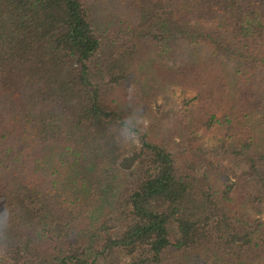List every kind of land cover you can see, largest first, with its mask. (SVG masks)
I'll return each mask as SVG.
<instances>
[{
	"label": "trees",
	"instance_id": "16d2710c",
	"mask_svg": "<svg viewBox=\"0 0 264 264\" xmlns=\"http://www.w3.org/2000/svg\"><path fill=\"white\" fill-rule=\"evenodd\" d=\"M178 38L207 52L148 60ZM154 78L193 93L214 159L117 111ZM0 264H264V0H0Z\"/></svg>",
	"mask_w": 264,
	"mask_h": 264
},
{
	"label": "rangeland",
	"instance_id": "374dc122",
	"mask_svg": "<svg viewBox=\"0 0 264 264\" xmlns=\"http://www.w3.org/2000/svg\"><path fill=\"white\" fill-rule=\"evenodd\" d=\"M113 20L109 16L107 20L104 15L100 17L97 28L100 33H108L116 40H123L122 36L126 35L127 29L135 22V18L123 14L115 15ZM121 35H117V31ZM127 45L133 44L136 39H130ZM131 41V42H129ZM170 51L165 55L154 53L148 56V60L161 61L167 65L179 66L188 59L194 51L200 53L207 52L205 48L197 47L188 39L178 38L170 43ZM224 62L232 70L236 69L235 61L226 56ZM127 89L120 91L118 96L113 97L114 106L120 114L130 121L131 124L148 132L150 136L158 143L164 145L175 156L178 162H185L191 157L192 152L197 148L207 152L203 155L197 151L199 157L213 158L219 153L218 142L220 133L212 129L207 133H193L188 128L190 122L191 109L189 102L193 93L183 87L165 85L155 78L146 82V89L135 87L134 84H126ZM229 167L234 168L228 162H224ZM49 247L46 251H49Z\"/></svg>",
	"mask_w": 264,
	"mask_h": 264
}]
</instances>
